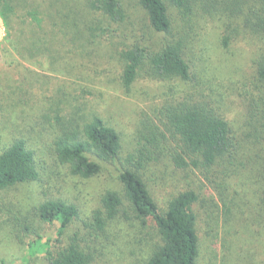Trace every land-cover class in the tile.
Listing matches in <instances>:
<instances>
[{"label":"trees","instance_id":"obj_1","mask_svg":"<svg viewBox=\"0 0 264 264\" xmlns=\"http://www.w3.org/2000/svg\"><path fill=\"white\" fill-rule=\"evenodd\" d=\"M0 19L7 37L18 32L14 40L23 57L63 60L61 48L75 56L95 39H113V84L145 102L134 108L141 119L139 148L127 155L117 187L101 188L87 215L70 193L33 205L26 217L10 214L19 243L32 255L42 253L44 264H90L97 248L85 243L81 227L89 239L102 236L107 249V228L123 222L126 233L139 236L138 264H199L197 189L177 193L159 210L140 171L165 158L180 174H224L246 151L264 146V0H0ZM43 24L52 28L50 40L24 28ZM214 29L216 42L208 40ZM239 38L255 43L245 71L237 61L241 54L231 50ZM216 60L220 65H213ZM139 83L159 90L139 93ZM227 108L240 111V124L227 118ZM82 110L83 104L68 117L54 109L42 115L51 130L52 159L71 182L107 183L101 163L119 159L120 135L98 114ZM39 175L25 139L0 151V190L33 183Z\"/></svg>","mask_w":264,"mask_h":264},{"label":"rangeland","instance_id":"obj_2","mask_svg":"<svg viewBox=\"0 0 264 264\" xmlns=\"http://www.w3.org/2000/svg\"><path fill=\"white\" fill-rule=\"evenodd\" d=\"M24 28L27 33L32 31L48 40L53 32L46 24ZM217 31L214 29L208 40L216 42ZM17 33L7 37L0 19V151L17 138L25 139L34 152L40 175L33 183L0 190V264H44L42 253L30 254L16 239V227L8 220L10 214L19 211L26 217L33 205L47 198H68L70 193L69 198L75 196L87 215L101 188L117 187L115 178L128 167L127 155L139 148L136 140L141 119L134 108L145 107V102L124 96L113 84L116 52L113 39H95L77 49L75 56L66 52L67 47L61 48L65 54L61 60L55 55L42 58L43 54L23 57V52H19L21 46L14 40ZM254 44L241 38L231 44L234 54H241L237 61L242 62L244 71L251 66ZM79 52L86 53L78 55ZM215 64L220 65L217 60L213 61ZM158 90L141 83L135 86V91H147L151 96ZM81 104L85 110L80 114H98L121 138L119 159L101 163L107 183L103 178L71 182L52 159L51 130H47L49 124L42 115L54 109L68 117ZM226 115L235 125L243 120L240 111L230 108ZM253 151H246L243 159L238 157L232 170L224 174L217 169L214 175L202 176L196 170L180 174L165 158L140 171L159 210H164L167 201L177 193L197 189L200 201L194 212L199 221V264H264V146ZM62 181L68 183L64 188ZM122 223L107 228L110 242L107 249L102 236L89 239L81 227L85 243L97 248L90 264H138L142 257V246L137 243L139 236L126 233Z\"/></svg>","mask_w":264,"mask_h":264}]
</instances>
